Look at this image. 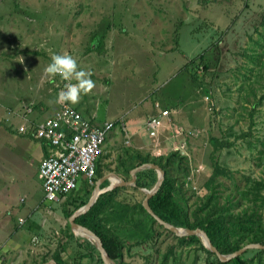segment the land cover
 <instances>
[{"label": "rangeland", "instance_id": "1", "mask_svg": "<svg viewBox=\"0 0 264 264\" xmlns=\"http://www.w3.org/2000/svg\"><path fill=\"white\" fill-rule=\"evenodd\" d=\"M65 52L95 83L72 106L92 122H113L100 176L129 180L121 161L131 152L155 161L175 152L166 169L191 221L257 204L264 228L256 184L264 183V0H0V264H40L54 252L68 264H102L66 214L70 198L87 200L100 176L60 202L44 200L39 141L17 131L26 108L33 121L57 110L51 102L65 81L44 69ZM163 107L172 123L162 120L157 141L145 121ZM155 177L154 169L139 180ZM134 182L114 186L104 219L124 241L123 264H217L200 237L179 239L140 211L142 188L155 183L136 187V172Z\"/></svg>", "mask_w": 264, "mask_h": 264}, {"label": "trees", "instance_id": "2", "mask_svg": "<svg viewBox=\"0 0 264 264\" xmlns=\"http://www.w3.org/2000/svg\"><path fill=\"white\" fill-rule=\"evenodd\" d=\"M94 46H96V43H94ZM198 57H202V55L200 54ZM175 154V152H172L166 157L164 161L161 159L159 161H155L148 159L140 152H131L126 155L124 160L121 161V165H124L127 173H129L131 168L145 162L156 163L164 171V177L161 184L159 185L158 189L148 198V205L152 211L162 220L174 226L189 229L196 227L201 228L207 234L212 245L223 254L233 252L246 243H259L264 245V228L262 227L260 220L256 218L257 207L259 206L256 204V200L253 201V203L256 204V207L244 208L236 214L231 211L211 209L202 216L195 215L192 221L189 219L186 209L178 201H176L174 197V182L173 179L170 178L166 169L169 157ZM99 167L100 166L98 164L96 168V174L100 176ZM151 172H154V169L149 167H145L136 171L135 186H152L156 181V177L152 181V184L139 180L143 179L142 176H145ZM213 173H221L216 165L213 168ZM256 184L264 187L262 180L257 181ZM119 188L120 187H114L108 191L100 193L89 209L85 213L80 214L75 218V222L89 228L101 239L104 250L112 264H123L122 248L124 241L114 230L105 224L104 219L107 215V212L113 209L115 193L119 190ZM87 193H89V190L86 188L84 190V194ZM79 196L80 195H78L77 198L75 196L70 198L69 202L73 204V207L67 210V217L87 201L80 199ZM260 196V198L264 200V197L262 195ZM138 208L140 211H143L153 222H156V220L145 211L141 202L138 203ZM179 239L197 241L200 243L199 236L196 235L184 236L180 237ZM201 246L205 252L212 253L202 244ZM249 252H253V254ZM263 253L264 249L251 248L245 250L242 254L230 259L229 261H220L218 258L216 261L217 264H249L250 261L256 257L259 261L257 264H262L260 262L262 259L261 255ZM51 258L54 259L58 264H68L62 260L58 252H54L51 255ZM42 261L44 262L46 260Z\"/></svg>", "mask_w": 264, "mask_h": 264}, {"label": "built area", "instance_id": "3", "mask_svg": "<svg viewBox=\"0 0 264 264\" xmlns=\"http://www.w3.org/2000/svg\"><path fill=\"white\" fill-rule=\"evenodd\" d=\"M68 83L70 81L56 84L57 95ZM25 112L17 131L29 134L45 148L37 169L43 199L60 202L76 191L81 183L92 185L113 122H92L71 104L67 107L58 104L52 114L36 121L28 117L30 107ZM169 115L167 107L150 115L145 121L148 135L158 141L162 120L172 123ZM178 129L175 128L176 132Z\"/></svg>", "mask_w": 264, "mask_h": 264}, {"label": "water", "instance_id": "4", "mask_svg": "<svg viewBox=\"0 0 264 264\" xmlns=\"http://www.w3.org/2000/svg\"><path fill=\"white\" fill-rule=\"evenodd\" d=\"M145 167H149V168H153L157 171V180L154 184V186L151 189H145L142 188V190L145 193L144 198L141 201V204L143 206V208L145 209V211L151 215L160 225H162L163 227H165L166 229L170 230L171 232H173L176 236H189V235H196L199 236L201 239V242L203 244V246L205 248H207L208 250H210L212 253H214L217 258L220 261H228L240 254H242L245 250L247 249H251V248H258V249H264V245L259 244V243H246L244 245H242L241 247H239L238 249H236L233 252L227 253V254H223L220 253L215 246L212 245L211 241L209 240L207 234L199 227L193 228V229H189V228H183V227H177L174 226L164 220H162L159 216H157L152 209L149 207L148 205V198L158 189L159 185L161 184L163 177H164V171L156 164L153 162H145L142 163L136 167H133L129 170V174H130V179L129 180H125L122 176H120L119 174L115 173V172H110L106 175L100 176L96 179L95 184L93 186V190L91 191L87 201L85 202V204H83L82 206H80L79 208H77L74 212H72L69 216H68V223L71 227L72 230H74L76 233L81 232L83 233V235H85L86 237L90 238L94 244L95 247L97 248L99 255H100V259L102 261V264H112L109 257L107 256L104 247L102 245V241L101 239L96 235V233H94L92 230H90L89 228L75 222V218L77 216H79L80 214L85 213L89 207L95 202L97 196L102 193L105 192L107 190L112 189L114 186H116L117 184H122V185H134L135 184V172L139 169L145 168ZM110 176H113L115 178L118 179V183L114 184V185H107L104 187H100V184L104 181V180H108ZM40 264H58L54 259H48Z\"/></svg>", "mask_w": 264, "mask_h": 264}, {"label": "clouds", "instance_id": "5", "mask_svg": "<svg viewBox=\"0 0 264 264\" xmlns=\"http://www.w3.org/2000/svg\"><path fill=\"white\" fill-rule=\"evenodd\" d=\"M21 63L23 59L21 57ZM45 75L50 78L59 76L64 81L75 80V83H68L65 89L61 90L54 102L67 107L69 104L76 105L80 102L82 95L89 94L95 87L94 81L90 78V71L78 70V64L68 53L56 54L51 57V63L44 69Z\"/></svg>", "mask_w": 264, "mask_h": 264}, {"label": "bare ground", "instance_id": "6", "mask_svg": "<svg viewBox=\"0 0 264 264\" xmlns=\"http://www.w3.org/2000/svg\"><path fill=\"white\" fill-rule=\"evenodd\" d=\"M109 181H110V185H114V184H117L118 183V179L117 178H115V177H113V176H110V178H109ZM108 184V185H109ZM76 233V232H75ZM78 234L79 235H83V233H81V232H78Z\"/></svg>", "mask_w": 264, "mask_h": 264}, {"label": "crops", "instance_id": "7", "mask_svg": "<svg viewBox=\"0 0 264 264\" xmlns=\"http://www.w3.org/2000/svg\"><path fill=\"white\" fill-rule=\"evenodd\" d=\"M56 98H57V96H56ZM56 100V99H55ZM42 119V118H41ZM38 147H39V152H41V157L44 155V153H45V148H44V146L42 145V143L41 142H38ZM96 181V180H95Z\"/></svg>", "mask_w": 264, "mask_h": 264}]
</instances>
